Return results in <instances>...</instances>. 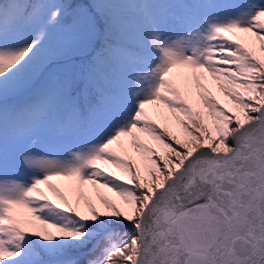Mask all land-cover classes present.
I'll use <instances>...</instances> for the list:
<instances>
[{"label":"snow or ice","instance_id":"obj_1","mask_svg":"<svg viewBox=\"0 0 264 264\" xmlns=\"http://www.w3.org/2000/svg\"><path fill=\"white\" fill-rule=\"evenodd\" d=\"M0 264H264V0H0Z\"/></svg>","mask_w":264,"mask_h":264},{"label":"trees","instance_id":"obj_2","mask_svg":"<svg viewBox=\"0 0 264 264\" xmlns=\"http://www.w3.org/2000/svg\"><path fill=\"white\" fill-rule=\"evenodd\" d=\"M111 196V194H109Z\"/></svg>","mask_w":264,"mask_h":264}]
</instances>
